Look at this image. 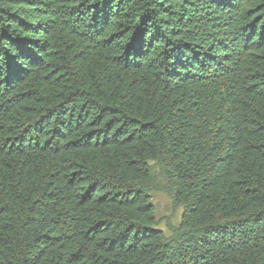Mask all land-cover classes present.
I'll use <instances>...</instances> for the list:
<instances>
[{
  "label": "trees",
  "instance_id": "1",
  "mask_svg": "<svg viewBox=\"0 0 264 264\" xmlns=\"http://www.w3.org/2000/svg\"><path fill=\"white\" fill-rule=\"evenodd\" d=\"M0 264H264V0H0Z\"/></svg>",
  "mask_w": 264,
  "mask_h": 264
},
{
  "label": "rangeland",
  "instance_id": "2",
  "mask_svg": "<svg viewBox=\"0 0 264 264\" xmlns=\"http://www.w3.org/2000/svg\"><path fill=\"white\" fill-rule=\"evenodd\" d=\"M152 195V203L158 219L162 222V227L165 228L167 222L177 224L181 209L173 204L170 196L164 191H155Z\"/></svg>",
  "mask_w": 264,
  "mask_h": 264
}]
</instances>
